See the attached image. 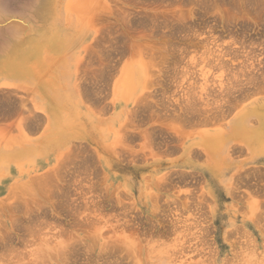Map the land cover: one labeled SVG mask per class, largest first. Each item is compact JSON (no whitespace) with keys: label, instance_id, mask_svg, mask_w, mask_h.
Wrapping results in <instances>:
<instances>
[{"label":"rangeland","instance_id":"374dc122","mask_svg":"<svg viewBox=\"0 0 264 264\" xmlns=\"http://www.w3.org/2000/svg\"><path fill=\"white\" fill-rule=\"evenodd\" d=\"M72 54L87 134L46 161L37 87ZM263 94L264 0H0V264H264V159L213 176L204 143Z\"/></svg>","mask_w":264,"mask_h":264},{"label":"crops","instance_id":"0c3cea01","mask_svg":"<svg viewBox=\"0 0 264 264\" xmlns=\"http://www.w3.org/2000/svg\"><path fill=\"white\" fill-rule=\"evenodd\" d=\"M79 36L78 33L76 39ZM34 47L35 48L29 50L35 51L39 54L37 47ZM54 51L56 53L59 52L56 49ZM79 58L80 56L78 54L77 63L74 54L63 58L58 64L57 79H48L47 82H40V85L37 87L39 97L44 98L45 108L48 110V115L50 116L54 129L58 131H55L54 137H52L55 138L56 136V138H58L56 141L51 140L52 138H47L42 143L43 145L49 141L55 147L54 151L50 152L51 154L49 156H46V161H48V157L53 160L55 158V151L58 149L60 150L71 137L87 134V125H81L76 122L82 111V106L78 100V96H80L78 86L76 87L73 80L74 71H77L79 64ZM51 60H53V58L47 60L46 67ZM40 62V58H35L31 64L27 65V71L35 72V74L30 73L29 76L34 77L42 72L43 69H39ZM16 66L17 65L14 64L13 69H17ZM150 71L149 62L144 60H137L135 65L127 67L124 84L127 88L125 95H128V112L132 106L129 104L137 102L145 91H149L148 88L151 82ZM18 72L14 71V73L10 74L18 79ZM86 115L90 118V115ZM223 129L221 137L210 135L204 140L207 147L214 151L217 150V153L214 152L210 154L209 159L211 163L210 171L213 176L224 172L223 164L221 163H224L226 156H218V152L222 151L224 147L227 152L243 147V149L248 152V157L251 159L258 161H260L261 158L264 159V94L260 97L250 99L235 109L234 113L228 118L227 123L223 126ZM30 144L35 145L32 142L26 145ZM41 147L38 146V148ZM218 147H221V149H217ZM8 150H11L12 152H7L10 157L16 153L20 154L19 149ZM1 152H6V150ZM24 152L30 159L32 151L25 150ZM22 154L24 155V153ZM23 161L26 162L27 160ZM217 161H219V163L220 161L222 162L218 164Z\"/></svg>","mask_w":264,"mask_h":264}]
</instances>
